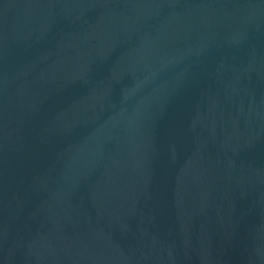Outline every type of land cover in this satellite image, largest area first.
Masks as SVG:
<instances>
[{
  "label": "water",
  "instance_id": "water-1",
  "mask_svg": "<svg viewBox=\"0 0 264 264\" xmlns=\"http://www.w3.org/2000/svg\"><path fill=\"white\" fill-rule=\"evenodd\" d=\"M0 264H264V0H0Z\"/></svg>",
  "mask_w": 264,
  "mask_h": 264
}]
</instances>
